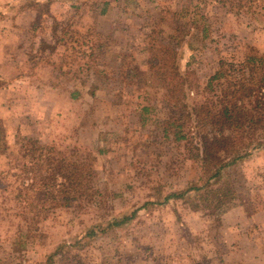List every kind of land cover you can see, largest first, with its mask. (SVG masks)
<instances>
[{
    "label": "rangeland",
    "instance_id": "374dc122",
    "mask_svg": "<svg viewBox=\"0 0 264 264\" xmlns=\"http://www.w3.org/2000/svg\"><path fill=\"white\" fill-rule=\"evenodd\" d=\"M11 1L0 0V13ZM49 6L29 35L0 32V176L10 175L0 181V264L45 262L62 243L70 246L72 264H264V147L224 171L237 187L229 209L213 213L165 201L210 175V164L192 148L198 141L213 158L227 159L216 139L231 130L214 115L198 116L215 108L225 81L209 86L217 71L233 67V77L243 78L239 63L264 55L258 13L264 0H51ZM11 22L0 18V28ZM172 50L177 68L161 76ZM189 111L194 116H183ZM168 117L184 125L188 139L176 140L175 127L164 133ZM53 141L84 164L81 191L69 189L71 201L61 195L58 206L38 191L35 170L26 173L12 158L22 144ZM55 182L65 177L57 174ZM82 190L93 195L82 197ZM21 193L33 199L25 208ZM43 206L51 210L38 213ZM135 210L129 224L86 237L116 213ZM24 218L43 235L19 247L14 240Z\"/></svg>",
    "mask_w": 264,
    "mask_h": 264
},
{
    "label": "trees",
    "instance_id": "16d2710c",
    "mask_svg": "<svg viewBox=\"0 0 264 264\" xmlns=\"http://www.w3.org/2000/svg\"><path fill=\"white\" fill-rule=\"evenodd\" d=\"M48 7H44L43 2H37L36 0H31L30 5L35 7L37 11V16L35 21L38 23L44 13H50V3L51 0H47ZM23 6V5H22ZM20 9V8H19ZM5 10V8L3 9ZM261 16H264L262 12H258ZM34 21V22H35ZM171 50V49H170ZM172 59L167 54L165 57V64L162 72V75H167L169 66L175 69L177 68V61L180 59L179 56L171 51ZM174 54H176L174 56ZM162 57V56H161ZM163 59V57H162ZM164 62V63H165ZM177 63V64H176ZM225 67L224 62L221 63ZM242 67L239 71L244 74L239 79H235L233 76L236 74L235 68H230L229 70L222 69L217 71L214 76L211 77L210 85L213 81L218 80L219 78H224V84H222V91L217 95L216 105L214 110H206L205 112L199 114L198 117H202L201 120H207L211 115L217 119L218 124L222 128L228 127L231 130L230 135H222L216 140L222 142L225 153L227 156L226 160L215 159L212 155L204 148L201 141H198L195 146H192L193 149H196L202 152L204 156V164H210L208 168L209 176L201 177L199 181L189 183L184 189L168 194L165 201H180L191 202L194 204L195 208H201L215 212L216 210L224 211L229 209L230 206L235 204V199L237 198V187L234 186L231 176L227 174L224 178V174L228 168L246 160L251 157L255 151L264 147V134H263V123H264V55L259 54H248L244 62L239 63ZM248 69L247 77H245V72L243 70ZM176 76L181 77L180 72L175 73ZM182 84L186 82V77L184 75ZM179 82H176L175 91L177 93H183V89L180 87ZM170 90V91H174ZM183 104V103H182ZM186 106V104H184ZM182 105V106H184ZM181 107V106H180ZM148 110V108H145ZM183 116L192 117L193 112L189 111L188 113H183ZM182 116V117H183ZM168 117L166 121V126H164V133L168 134L170 128L175 127L174 132L175 139L178 141H183L187 138V135L182 132V127L184 125H178L176 119ZM173 120V121H172ZM1 129V128H0ZM2 130V129H1ZM0 130V140L2 131ZM4 140V138H2ZM1 142V141H0ZM1 147V146H0ZM31 152L38 153L37 158ZM65 153L69 156L67 158ZM70 153V152H69ZM68 151L64 149H59L55 141L50 144H41L38 142H27L22 144L18 153L12 156L13 159L16 158L17 165L20 163L23 164V170L27 173L29 171L35 170L36 182L35 185L38 186V191L42 193L43 197H49L51 195L52 199L56 202L57 198L59 199L62 195V201L68 200L71 201V195L77 190L81 191L82 183L84 182V173H83V162L79 159L70 158ZM13 154L9 152L8 155ZM30 154V155H29ZM29 155L30 159H26V156ZM218 163L219 166H218ZM44 164L46 169H43L41 172L39 168L32 167V165ZM31 165V166H30ZM30 166V168H29ZM212 167H214L212 169ZM67 169V172L64 171ZM41 172V173H40ZM57 174L63 175L65 177V182L57 186L55 179ZM9 174H2L0 176V181L2 179L8 180ZM22 176L19 175V178ZM224 178V179H223ZM223 179V180H222ZM25 187V186H23ZM73 192L71 193L70 190ZM4 191V189H3ZM4 195V194H3ZM90 197L92 195L85 194L82 190L81 196ZM5 196V195H4ZM6 197V196H5ZM18 198V203L21 208H25L28 203H31L33 200L31 197L27 196L24 193H21ZM81 197V198H82ZM28 200V203H27ZM156 205V202H153ZM32 205V204H31ZM70 205L65 203L64 206ZM32 208L33 205L31 206ZM18 208V205H17ZM35 209V208H34ZM7 211V209H2ZM51 209L47 206H43L41 209H38V213H48ZM18 211L19 208H18ZM176 211L177 220L180 221L181 214ZM138 210L133 211L130 215L118 214L111 219H106L99 227L96 229L94 227L89 228L86 232V237L88 239L94 238L95 236L106 233L107 231L114 230L129 224L133 221L137 215ZM24 213V214H23ZM26 211H22L21 216L26 215ZM7 215V213H5ZM33 217H31L32 219ZM46 219L39 217V222ZM25 224H19V231L17 232L18 237L14 240L15 246H26L28 240L31 237H38L43 235L39 231L38 226L34 225L30 219L24 218ZM26 222L28 225L26 226ZM27 227V228H26ZM67 251V252H64ZM70 246L65 243L60 244L56 249L50 251L44 255V260H39L35 264H52L55 260H59L62 264H72L73 258L70 253Z\"/></svg>",
    "mask_w": 264,
    "mask_h": 264
},
{
    "label": "crops",
    "instance_id": "0c3cea01",
    "mask_svg": "<svg viewBox=\"0 0 264 264\" xmlns=\"http://www.w3.org/2000/svg\"><path fill=\"white\" fill-rule=\"evenodd\" d=\"M11 1V0H10ZM37 2H45V0H36ZM9 2V1H8ZM31 0H15L11 1L10 7H6L5 10H1L0 18L3 20H12L11 28H0V32L9 34L13 31L21 32V34H28L31 29V23L35 21L37 16L36 8L30 5ZM20 3L21 11L14 10L13 8ZM23 5V6H22ZM8 40L3 44V49L8 45Z\"/></svg>",
    "mask_w": 264,
    "mask_h": 264
}]
</instances>
